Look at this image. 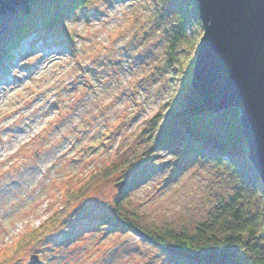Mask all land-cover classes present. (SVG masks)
Here are the masks:
<instances>
[{"label": "rangeland", "instance_id": "374dc122", "mask_svg": "<svg viewBox=\"0 0 264 264\" xmlns=\"http://www.w3.org/2000/svg\"><path fill=\"white\" fill-rule=\"evenodd\" d=\"M180 3L90 0L10 44L0 65V264H29L32 253L40 264H173L122 229V215L190 232L229 198L233 167L175 142L140 154L52 219L89 173L144 144L172 88L167 49Z\"/></svg>", "mask_w": 264, "mask_h": 264}, {"label": "trees", "instance_id": "16d2710c", "mask_svg": "<svg viewBox=\"0 0 264 264\" xmlns=\"http://www.w3.org/2000/svg\"><path fill=\"white\" fill-rule=\"evenodd\" d=\"M88 1L0 0V65L10 44L36 24L50 27L63 14L80 9ZM201 33L196 0H181L178 25L167 49L172 88L151 116L144 144L121 164L89 173L61 199V210L52 219L60 218L71 202L84 198L140 154L155 148L172 150L175 142L184 143L200 156L223 160L233 167L236 186L229 198L216 205L190 232L147 228L130 221L126 215L121 217V228L135 230L173 264H264V186L248 160L238 110L236 107L207 110L190 83ZM121 181L124 184L123 179L114 184ZM122 190L125 192L126 186Z\"/></svg>", "mask_w": 264, "mask_h": 264}, {"label": "water", "instance_id": "95a60500", "mask_svg": "<svg viewBox=\"0 0 264 264\" xmlns=\"http://www.w3.org/2000/svg\"><path fill=\"white\" fill-rule=\"evenodd\" d=\"M196 3L202 33L191 86L207 110L237 108L248 160L264 186V0ZM29 264H40L37 254Z\"/></svg>", "mask_w": 264, "mask_h": 264}]
</instances>
